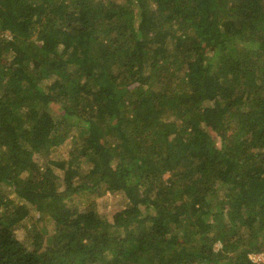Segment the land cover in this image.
Segmentation results:
<instances>
[{"label": "trees", "instance_id": "trees-1", "mask_svg": "<svg viewBox=\"0 0 264 264\" xmlns=\"http://www.w3.org/2000/svg\"><path fill=\"white\" fill-rule=\"evenodd\" d=\"M261 253L264 0H0V264Z\"/></svg>", "mask_w": 264, "mask_h": 264}, {"label": "rangeland", "instance_id": "rangeland-1", "mask_svg": "<svg viewBox=\"0 0 264 264\" xmlns=\"http://www.w3.org/2000/svg\"><path fill=\"white\" fill-rule=\"evenodd\" d=\"M58 111V110H57ZM165 178H167V175H165ZM81 201L85 204L86 207L88 208H95L101 210V208L105 207L106 211H113V209L118 206L117 201L118 198L114 197L113 195H108L103 196L101 198H90L88 196H81ZM220 247L219 244L215 245V250ZM252 261H259V262H264V253L261 254H255V255H250L249 256Z\"/></svg>", "mask_w": 264, "mask_h": 264}, {"label": "built area", "instance_id": "built-area-1", "mask_svg": "<svg viewBox=\"0 0 264 264\" xmlns=\"http://www.w3.org/2000/svg\"><path fill=\"white\" fill-rule=\"evenodd\" d=\"M254 262H259V261H256V260H255Z\"/></svg>", "mask_w": 264, "mask_h": 264}]
</instances>
